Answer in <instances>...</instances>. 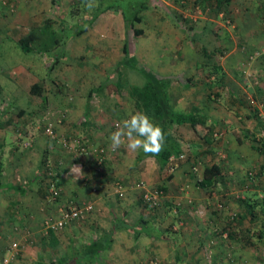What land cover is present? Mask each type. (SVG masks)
I'll return each instance as SVG.
<instances>
[{
    "label": "crops",
    "instance_id": "1",
    "mask_svg": "<svg viewBox=\"0 0 264 264\" xmlns=\"http://www.w3.org/2000/svg\"><path fill=\"white\" fill-rule=\"evenodd\" d=\"M51 1L55 4L65 1L67 8L73 2V0ZM254 1L257 4L255 7L257 12L250 13L252 23L247 24L251 26L253 34L247 31L246 34L250 33L249 37L254 40L253 43L258 42V45H262L264 32L262 33L261 28L258 27L263 22L264 0ZM24 2L25 0H15L16 8L10 13L12 15L5 13V8L0 6V29L10 30L11 38L25 55L35 52L47 73L40 76L35 70H29L27 64L24 65L23 62L17 63L18 67H14L11 74L4 69L0 70V159L3 162L0 186V227L2 228L0 229H8L9 223L14 221L36 223L39 219L51 216L49 212H58L61 207L59 204H65L71 199L76 203L89 201L93 204V209L69 222L61 233L54 231L58 243L51 244L49 241L50 243L44 246L48 250L62 243V238H68L70 241L62 243L66 249L69 246L64 254L54 256V253H51L50 257L41 260L38 259L39 252L32 247L29 248L28 245L22 254L30 257L32 264H90L88 261L92 264H138L142 258L151 256H158L163 262L173 260L172 264H174L178 256L165 241L169 235L165 228L161 227L157 230L164 231L167 237L154 238L143 231L138 236H134L128 228L119 226L112 230L110 245L91 255L90 260L76 256L78 250H82L92 239L108 233L115 219L120 218L135 223L142 214L147 220L148 215L151 214H148V208L141 207L137 198V193L141 189L137 184L140 181H144L145 187L152 189L155 185L164 184L165 202L169 201L166 204H171L172 201L179 204V199L191 197L195 193L191 185L195 183L187 173V164L176 163L170 169L161 168L156 158L143 155L142 150L131 152L126 144L115 151L111 150L101 164H96L89 153L78 152L76 149H73L75 153L72 158L69 157L70 153L61 144L64 140L72 137L71 140L87 139L90 144L111 147L110 136L116 131L113 123L137 112L132 108L134 105L128 100L126 90L121 91L123 94L119 92V95L114 94L113 91L116 90L110 83L118 79V74L115 71V75H109V71L114 66L109 59L114 57L119 59L123 56L121 45L125 40V23L119 11L108 12L94 18L83 32L77 35L70 34L65 38L62 35L53 44L50 36L41 33L34 35L33 32L38 28L43 29L47 23L51 25L58 23L48 13L42 19H37L36 15L42 14L41 7H38L33 0L28 4ZM148 3V8L152 9L151 0H148ZM61 15L65 16L64 13ZM176 21L144 17L138 23L143 31L135 38L137 45L130 46L132 42H129V48L146 67L160 77L171 79L168 87L170 100L177 109L185 112L193 107L191 105L187 107L183 101L192 103L190 98L194 92V85L192 81V83L186 82V77L193 76V72H196V57L186 53L188 43L185 40L180 52L175 48L180 44V40L173 35L179 34L176 32L177 28L168 31L169 33H165L167 30H162L163 34L156 36L159 32L157 30L161 31L160 26H164L165 23L174 26ZM179 22L180 20L176 23ZM166 37L168 42L164 39ZM0 39L2 41V37ZM165 44L170 49L165 47ZM29 57L32 60L37 58L36 55ZM52 59L54 61L50 63ZM188 64L191 66L185 68L189 66ZM122 72L125 73L123 69ZM131 72L132 68H129L127 76H130ZM256 73L260 76L261 83L258 80L257 85L251 86L247 82L246 85L249 87L245 88L244 85L239 87L242 92L245 89L252 90L251 98L250 95L240 93L233 87L232 94L230 97L228 95L225 104L213 102L207 94L203 96L204 90L197 97L200 101L204 100V112L209 121L220 122L226 117L225 121H230L229 128L239 129L237 134L240 138L231 147L233 153L245 162L254 161L260 180L258 186L253 185L254 188L243 189L242 196H247V199L250 196L253 203L258 202L257 207L264 212V152L260 153L253 147V143L257 142L251 141L247 129H244L245 123L249 124L251 120H264V69H259ZM34 82L41 83V93L30 91V86ZM68 85L74 92L71 98L64 96V87ZM257 90L260 91L258 96L255 93ZM217 105L220 106L218 111L223 117L218 120L211 115L210 110ZM227 105L234 107L233 115L227 110ZM240 106L245 111L239 109ZM47 113L53 124V137L46 135L38 124L41 115L43 117L45 115L43 120L46 121ZM241 119L245 121L244 124L241 123ZM19 127L22 128V132L18 131ZM28 130L31 132L27 133ZM30 136H32V144L25 146L24 142ZM244 161L242 162L245 163ZM74 165L82 169L83 173L80 174L83 175L79 178L71 171ZM52 183L60 190V196L58 195L54 202L48 195ZM179 184H186L190 187V192H179L176 189ZM15 185L22 187L24 191L13 188ZM195 187H199L197 183ZM257 194L259 197L255 199ZM181 208L185 210L184 206ZM166 212L168 210L158 213L157 218L161 219L160 214L164 217ZM254 216L256 217L255 211ZM141 223L140 220L139 225ZM0 242L4 244L1 236ZM31 261L28 263L30 264ZM17 264H20V259H17Z\"/></svg>",
    "mask_w": 264,
    "mask_h": 264
},
{
    "label": "rangeland",
    "instance_id": "2",
    "mask_svg": "<svg viewBox=\"0 0 264 264\" xmlns=\"http://www.w3.org/2000/svg\"><path fill=\"white\" fill-rule=\"evenodd\" d=\"M29 1L30 0H25L24 3L28 4ZM33 2H35L36 5L42 9V14H37L36 18L42 19V17H45V14L47 15L48 13V15H50L51 18L58 23L52 25L53 27L61 26V23H65V21L68 25L72 26V23L78 24L80 18H85L78 13L68 12L69 6L67 8L65 1H61V4H55V2H52L51 0H33ZM151 2L153 8L146 11L148 17H158L170 21L172 20L173 22L180 20L179 23H176L177 21L175 24L173 23L174 26L172 24L167 25V21V24L165 23L164 26H160L161 31L157 30L159 32H157L156 35L161 36V34H163L161 33L162 30H167L165 33H169L168 31H173V28H177L176 32L179 34L174 33L173 35L180 40V44L176 45L179 47H175L177 50H179L178 52H180L183 41L185 40L188 43L186 53L189 56H195L197 62L210 63L215 60L214 56L212 57L203 54L201 46L205 45L210 51L216 49L221 50L222 55L220 57V61L223 67L226 69V82L228 87L224 88L222 92L223 95H220L221 97H219V100L212 98L213 102L215 101L225 104L232 94L231 91L229 92V90L236 88L238 92L241 93L242 91L239 89L241 85H244V87L247 88L249 87L246 85L247 82L252 86V84L257 85L258 80L259 82L261 81L260 76L256 72H258L259 69H264V44L258 45V42L253 43L254 40L249 37L250 33H252L251 26L247 25L252 23L250 13L256 14L257 12V10H255L257 4L254 0H234L231 5V14L233 15V19L231 20L228 19L224 14H220L219 17H216L214 12H203V10L197 7L194 8L191 6L188 0L178 2L177 0H151ZM0 6L5 8V13L10 14L15 10L16 3L15 0H0ZM75 7L77 6L75 5ZM262 9L263 22L260 23V27L258 28H261L263 33L264 4ZM61 13H64L65 16H62ZM60 19H62V21ZM190 25H192L191 27L193 29H190L191 27L189 28ZM207 28L208 31L206 30ZM37 30H39V33L42 32V28H38L34 34H37ZM246 31L250 33L246 34ZM57 35H60V33L58 32ZM124 35V38L131 40L130 42L132 43L130 46H133L134 44L137 45L135 38H137L139 35H134L130 27L125 28ZM1 37L0 70L4 69L11 74L14 67H18L17 63L23 62L24 65L27 64L29 70H35L40 76L47 73L45 72L44 67H42L41 60L35 52H29L27 55L23 53L19 45L11 38L10 30L8 28L0 29V38ZM65 37H69V35H66L65 33L64 38ZM164 39H166V42H168L167 37ZM165 47L170 49L167 44H165ZM33 55L37 56L36 60H32L31 57H29ZM120 59L121 58L118 59V57L109 59V62L114 64L113 68L109 71V75H115V71L117 69L124 70L122 66H116V63H118ZM53 61L54 59L50 60V63ZM188 65L189 66H186L185 68H189L191 66L190 64ZM201 70L202 69L197 68L196 64V72H193V75L196 79L197 77H201ZM136 75H139L137 71L132 70L130 73V79L132 81L138 80ZM71 85L72 83H70V86ZM193 85L194 92L190 98L192 103L185 101H183V103H185L187 107L190 105L198 106L201 109L200 111L204 114V100L200 101V99L197 97L200 95L203 85L201 86L200 84L194 83ZM65 87L63 90L64 96L69 98H71L70 96H74V92L70 90L69 85L66 87L67 89ZM123 90H126V93L129 97L128 100L133 102L127 89H116V91L113 92L114 94L119 95ZM242 93L245 95H250L249 98H251L252 90L248 91L245 89ZM255 93L258 96L260 91L257 90ZM205 94L206 93L204 92L203 96ZM244 98L248 99L247 97ZM219 107L220 106L217 105L210 109L212 111L211 115L217 120L223 118L219 114ZM226 107L227 110L232 113L231 115H233L234 107H231V105H227ZM252 107L254 108V106ZM132 108L135 110L134 106ZM236 108L238 109V107ZM239 109L245 111L241 106ZM261 109L263 108L261 107ZM188 111H192V109L186 110L185 112ZM43 119L44 117L41 115L38 120V124L41 130L44 132L45 122ZM225 119L224 121L220 122L207 120L210 126V131L213 137H215L214 142L210 147L206 142L202 143V140L199 138L197 133L192 130L188 120L178 123L172 128V132L177 135L184 143L182 145L184 156L182 158L175 159L174 164H187V173H189V176L192 178V182L196 184V181L201 177L203 166L205 164H210L214 160L219 161L223 169L222 176L218 178V181L211 190L210 188H196L195 184H193L191 186L195 193H193L191 197L188 196L184 197L183 199H179V204H177L176 201H172L171 204H166L169 201L165 202L166 197H164L162 199L164 202H162L157 209H148L150 212H148V214L151 215H148L147 220L153 223L151 229L154 230L155 228L161 227L165 228V230L167 229L168 231L167 233L169 237H167L165 241H167L168 245L174 249V253H176V256H178L174 264H264L263 210L259 209V207H257V203L255 202L256 204L254 205V211L256 217L253 215L255 218L251 217L252 215L247 214L244 215L240 221L239 217L237 220L231 218L233 213H235L236 217L238 213H246L245 201H241V199L243 198V200H246L247 196H242V190L245 188H254L255 186L253 185L258 186L260 180L256 163L252 160L250 161L249 159V162H245L243 159L238 158L235 156V153H233L231 147L234 146L240 138V136H238L239 134H237L239 133V129L235 127L233 129L229 128L228 124L230 121H225ZM122 121L123 120H116L115 122H118V125H120ZM115 122L113 123V127H115ZM241 123L244 124L245 121L241 119ZM241 127H243V125ZM244 127V129H247L248 138L251 141H253L252 136H254V134H256L254 136V140L255 137L258 136L264 137V120H251L249 124L245 123ZM20 129L22 130V128ZM252 129L255 132H251L250 130ZM28 132H31V130H28L27 133ZM31 135L33 134L31 133ZM71 139H67V142L73 141ZM245 139L247 140V138ZM31 140L32 136H30L27 141H30V144H32ZM61 144L63 148L70 153L69 157L72 158L73 153H75L73 149L75 150L76 147L64 143ZM250 170H253V172L257 174V178H247L248 172ZM237 176H239V178H237ZM186 184H179L177 185L176 189L179 192H190V187H188ZM158 185H153V188H161ZM141 189L145 191L143 188ZM149 189L152 190V188ZM163 192L165 194V190ZM140 193L141 191L137 193V198ZM48 195L52 201H56L57 197L60 196V193L59 196L53 197L49 190ZM258 197L259 195L257 194L255 199ZM68 202L69 200L66 201L65 204ZM182 203H184V205ZM65 204L62 203L59 204V206L63 207ZM181 206H184L185 210L182 209ZM165 210H168L165 216L163 217L162 214H160L159 217L161 219L157 218V214L162 213ZM49 213H51L50 217L53 218H57L61 214L60 210H58V212L55 211L56 214L53 212ZM226 222H230V224L235 227L236 234L238 235L237 237H231L228 235L227 230L224 228ZM9 224L10 227L8 229H0V236L4 240V244L0 242V255L4 253L10 256V264H17V259H20V264H29L28 262L31 261L30 257L24 256L22 254L27 245L29 248L32 247L33 250L39 252L40 257L38 256V259L41 260L45 259L46 257H50L51 253H54V256H59L61 253L64 254L65 250L67 251L69 247L68 246L66 249V246H62V243H66L69 240L68 238H62V243L58 244L57 247H52L48 250L44 248V246H47V244L50 243L45 218L39 219V221L36 223H33V221H30L29 224L26 221L23 223L14 221V223ZM64 227L57 229L56 231L61 233V230ZM246 229L250 230V237L254 244L256 243L255 245H247L243 242L244 240H242L243 236L241 231L246 233ZM258 231H262L260 235L261 238L257 236ZM13 241H18L19 244L17 248H11V243ZM22 259H24V261ZM149 259L156 260V264H172L173 261L170 260L163 262V260L158 256H151L142 258L138 264ZM32 263L33 262L31 261L30 264Z\"/></svg>",
    "mask_w": 264,
    "mask_h": 264
},
{
    "label": "trees",
    "instance_id": "3",
    "mask_svg": "<svg viewBox=\"0 0 264 264\" xmlns=\"http://www.w3.org/2000/svg\"><path fill=\"white\" fill-rule=\"evenodd\" d=\"M183 1V0H177ZM187 1V0H186ZM194 8H199L204 11L214 12L216 17H219L220 14H224L228 19H233V15L231 14L232 8L231 5L234 0H188ZM75 5L77 7H75ZM148 0H73V2L69 5L68 12L78 13L85 18L78 21V24H73L69 26L67 23H61V26L53 27L51 24L47 23L44 25L42 32H40L44 36H50L52 43L58 41L60 36L64 35H74L79 34L86 30L91 21L99 15L106 14L108 12H120L122 18L125 23V28L130 27L133 31L134 35H138L143 31V28L138 24L144 17H148L146 11L151 10L149 7ZM89 16V17H88ZM181 17V16H180ZM187 20V19H185ZM78 25V26H76ZM192 25L189 26V28ZM190 29H193L192 27ZM208 31V28L206 29ZM60 35H57V33ZM34 33V32H33ZM39 30H37V34L39 35ZM48 34V35H47ZM30 36V35H29ZM24 40V39H22ZM129 39L125 38L121 45V51L123 52L122 58L118 61L117 67L120 65L124 68V72L119 69L116 70L118 74V79L116 81H110L113 84L115 90L119 89H127L130 97L133 100V105L137 112H145L148 116L153 120L154 123L161 126L165 133V148L158 155L155 156L156 160L159 162L161 168H165L169 166V157L176 156V159H179L178 155L180 153H184L182 149L183 141L172 132V128L174 125L178 123H182L186 120L189 121V124L194 132L197 133L199 138L202 140V143L206 142L209 147L214 142L215 137H213L210 126L208 124L207 115L202 113L200 108L196 105H193L191 108L192 111L183 112L177 109L170 100L168 94V87L170 85L171 79L169 77H160L154 71L146 67L145 64L140 62L137 57L130 52L129 48ZM23 45V44H21ZM26 46V45H23ZM202 52L205 55L214 56L215 60L210 63H201L197 62V68L202 69V75L197 79L194 75H189L186 77V82L200 84L202 90L207 94L208 97L214 98L215 100H219L220 95H223L222 92L224 88H227L226 82V71L223 67L220 57L222 55L220 49L216 50H208L205 45L201 46ZM264 58V55H263ZM129 68L136 70L140 78L138 80L132 81L130 76H127V70ZM192 81V82H191ZM42 85L39 82H34L30 86V91L32 93H41ZM232 90H229V92ZM201 112V113H199ZM21 131L20 127L18 131ZM22 132V131H21ZM256 134H254L255 136ZM252 136L253 141L257 143H253V147L259 151L260 153L264 152V137H255ZM25 146L29 145V142H24ZM143 155H151L145 154L142 150ZM152 156V155H151ZM188 158V157H187ZM251 171V170H250ZM2 172H3V162L0 159V186L2 184ZM223 174L222 165L219 161H212L210 164H205L201 171V177L196 181L197 185L200 188H210L216 184L218 178H220ZM170 174H168V177ZM256 178V173L254 172L253 177ZM248 178V175H247ZM161 189L165 190V185H158ZM13 188L24 191L22 187L17 185L13 186ZM141 193L138 196V203L142 208L148 209H157L162 202L164 197H161L156 203H153L151 200H147L143 197V190H140ZM241 199V201H245L246 204V213H238L237 217L235 213L231 216L232 219L237 220L238 217L241 218L244 215H254V205L258 202H254L250 199ZM144 211V210H143ZM141 220V225H139V221ZM139 221L135 223H129L123 219H115L113 222V226L104 236L99 238L92 239V241L88 242L86 246L82 250H78L76 253L77 257L85 258L90 260V256L95 252L102 250L104 247H108L111 242V233L114 228L119 226H124L128 228L134 236H138L140 232H145L147 235L157 238V237H167L164 235V231L157 230L155 228L152 230V225L149 220L143 218L141 214ZM225 230L229 236L237 237L235 227L230 224V222H226L224 226ZM157 230V231H156ZM53 229H48L47 233L49 235V241L51 244L58 243V240L54 237ZM154 231V232H153ZM156 231V232H155ZM167 231V229L165 230ZM168 232V231H167ZM250 230L246 229V233L242 232V240L247 245H252L253 241L250 237ZM262 231H258L257 236L259 238ZM236 234V235H235ZM240 239V238H239ZM92 264L90 261H88Z\"/></svg>",
    "mask_w": 264,
    "mask_h": 264
},
{
    "label": "built area",
    "instance_id": "4",
    "mask_svg": "<svg viewBox=\"0 0 264 264\" xmlns=\"http://www.w3.org/2000/svg\"><path fill=\"white\" fill-rule=\"evenodd\" d=\"M45 118V115H44ZM44 125V132L53 137L54 136V128L52 122L49 120V114H46V121ZM119 123L115 122V128L117 129V125ZM30 141H27V143ZM64 144L75 146L76 150L82 152L85 151L86 153H89L91 155V159H93L96 164H101L103 160L107 157L109 152L112 150V147H105V146H99L95 144H90L87 139H80L76 138L73 141L64 140ZM184 156V153H180L178 155L179 158H182ZM176 156H170L169 157V168L173 167L175 163ZM253 170L248 172V177L251 179H255V176L253 177ZM138 187L143 188L145 191L143 192V197L147 200H151L153 203H156L161 197H164V192L161 188H153L152 190L148 187H145L144 181H140L138 184ZM51 195L53 197H56L59 195L60 190L58 187L54 186V183L51 184L50 188ZM93 209V204L89 201H81V202H75L74 199H71L67 204L63 205V207H60L61 214L57 218L53 217H47L45 218L47 229H53L57 230L62 227H64L66 224L71 222L74 219H77L84 215L85 213L91 211ZM18 241H13L11 243V248H17ZM1 252V247H0ZM0 264H10V256L6 254L0 255ZM140 264H156V260L149 259L147 261H142Z\"/></svg>",
    "mask_w": 264,
    "mask_h": 264
},
{
    "label": "clouds",
    "instance_id": "5",
    "mask_svg": "<svg viewBox=\"0 0 264 264\" xmlns=\"http://www.w3.org/2000/svg\"><path fill=\"white\" fill-rule=\"evenodd\" d=\"M165 133L161 126L154 123L145 112H136L117 125L116 131L110 136L112 150L126 144L131 152L143 150L152 157L158 156L165 148ZM71 171L81 177L83 174L79 166L74 165Z\"/></svg>",
    "mask_w": 264,
    "mask_h": 264
}]
</instances>
